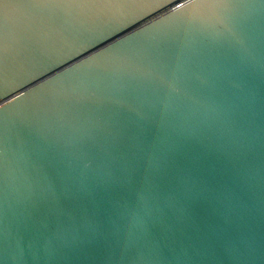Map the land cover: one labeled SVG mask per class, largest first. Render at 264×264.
Instances as JSON below:
<instances>
[{
  "label": "water",
  "instance_id": "95a60500",
  "mask_svg": "<svg viewBox=\"0 0 264 264\" xmlns=\"http://www.w3.org/2000/svg\"><path fill=\"white\" fill-rule=\"evenodd\" d=\"M0 264H264V0H0Z\"/></svg>",
  "mask_w": 264,
  "mask_h": 264
}]
</instances>
